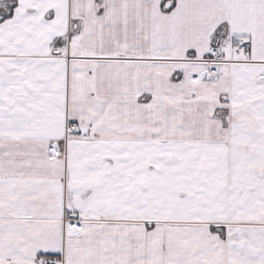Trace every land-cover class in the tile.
I'll return each instance as SVG.
<instances>
[{
	"label": "snow or ice",
	"instance_id": "1",
	"mask_svg": "<svg viewBox=\"0 0 264 264\" xmlns=\"http://www.w3.org/2000/svg\"><path fill=\"white\" fill-rule=\"evenodd\" d=\"M0 264H264V0H0Z\"/></svg>",
	"mask_w": 264,
	"mask_h": 264
}]
</instances>
